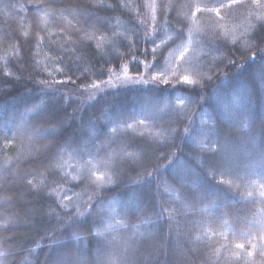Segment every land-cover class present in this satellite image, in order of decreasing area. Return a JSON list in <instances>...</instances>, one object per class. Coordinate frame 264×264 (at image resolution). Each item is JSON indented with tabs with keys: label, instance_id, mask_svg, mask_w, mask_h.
<instances>
[{
	"label": "trees",
	"instance_id": "obj_1",
	"mask_svg": "<svg viewBox=\"0 0 264 264\" xmlns=\"http://www.w3.org/2000/svg\"><path fill=\"white\" fill-rule=\"evenodd\" d=\"M262 31L264 0H0V264H264Z\"/></svg>",
	"mask_w": 264,
	"mask_h": 264
},
{
	"label": "snow or ice",
	"instance_id": "obj_2",
	"mask_svg": "<svg viewBox=\"0 0 264 264\" xmlns=\"http://www.w3.org/2000/svg\"><path fill=\"white\" fill-rule=\"evenodd\" d=\"M197 10H199V9H197ZM218 11H219V9H217V12ZM258 39L260 40V42L262 44H264V31L258 33ZM152 43H155V39L152 40ZM153 52L155 53V49L153 50ZM183 82L188 84V85H193L195 83L194 81L190 80L187 76L183 77ZM165 83H167V81H165ZM141 123H143V121H141ZM209 151H212V150L209 149ZM262 195H264V193H262ZM80 215H83V214L81 213ZM168 219H172V217H168ZM117 223H119V221H117ZM113 226H114L113 224H108L107 225L108 228H112ZM95 235L102 236V235H104V233L98 231V232L95 233ZM75 239H79V237H75ZM238 247L243 248V245H239ZM262 254H264V249H262ZM63 264H71V261L70 260H66V261L63 262Z\"/></svg>",
	"mask_w": 264,
	"mask_h": 264
},
{
	"label": "rangeland",
	"instance_id": "obj_3",
	"mask_svg": "<svg viewBox=\"0 0 264 264\" xmlns=\"http://www.w3.org/2000/svg\"><path fill=\"white\" fill-rule=\"evenodd\" d=\"M123 79H126V78H123ZM123 79H122V81H123Z\"/></svg>",
	"mask_w": 264,
	"mask_h": 264
}]
</instances>
